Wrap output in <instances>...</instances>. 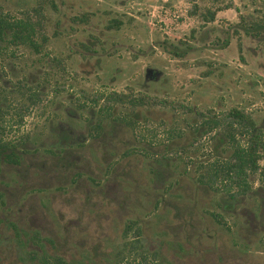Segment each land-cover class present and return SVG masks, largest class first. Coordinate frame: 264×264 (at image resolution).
<instances>
[{
  "label": "rangeland",
  "instance_id": "obj_1",
  "mask_svg": "<svg viewBox=\"0 0 264 264\" xmlns=\"http://www.w3.org/2000/svg\"><path fill=\"white\" fill-rule=\"evenodd\" d=\"M205 8L217 10L207 29ZM0 13L39 19L46 36L38 54L0 43V142L19 156L0 161V264H264L257 175L231 208L196 182L231 151L200 114L264 119V56L240 53L237 35L218 43L238 16L263 17L264 0H0ZM111 20L119 28L107 30ZM191 30L218 42L199 45ZM177 42L183 57L162 47ZM82 44L94 50L85 59ZM112 91L147 103L115 105L96 129L91 100ZM57 128L67 143H87L61 159Z\"/></svg>",
  "mask_w": 264,
  "mask_h": 264
},
{
  "label": "trees",
  "instance_id": "obj_2",
  "mask_svg": "<svg viewBox=\"0 0 264 264\" xmlns=\"http://www.w3.org/2000/svg\"><path fill=\"white\" fill-rule=\"evenodd\" d=\"M215 11L217 10L205 8L203 12L198 13L199 18L201 19L200 27H205L204 29H207L205 24L214 19ZM34 12L37 15L40 14V10L38 9L34 10ZM85 21L86 15H75L71 18V22L74 24ZM120 25V20H111L105 28L107 30L117 29ZM40 29L41 25L39 19L33 20L27 14L20 18H11L0 13V43H5L6 46L8 45L13 48L22 46L30 50L32 53L38 54L46 41V36L41 33ZM206 31L207 30H203V32L195 33L194 30H191L188 37L191 41L199 45H205V43L209 41L205 40ZM234 35L239 37L238 51L240 53L241 51L246 50L253 58H262L264 56V16L259 18L238 16V21L223 32L221 41L218 42V40L213 39L209 42L212 45L217 44L218 42L221 47L228 46ZM177 43L179 44V47L172 43L169 44V47L164 45L162 47L173 57L185 56L188 51L186 42ZM259 45L260 47H258ZM82 47V57L84 59L88 57V54L90 55L94 53V50L89 44H82ZM262 64L263 65L262 67L260 66L261 68L259 71L264 74V62H262ZM84 67L85 66H83L81 71L86 72ZM145 79L148 81L157 80L158 76L152 71L145 76ZM91 102L93 107L97 109L98 113V119L95 120L94 125L96 129L100 130L102 129L103 121L109 118L113 111H115V105H124L125 103H128L132 107H140L147 103L143 96L132 97L129 94L114 91L95 97ZM100 103L102 104L100 105ZM207 114V116L200 114L201 127L204 128L205 132H210L212 129L217 128L223 131L219 136L221 137L219 141L221 144H225L226 147L229 145L231 151L225 159H220L215 155L217 158L212 163H219V165L216 166L213 164L209 168H204L203 172L197 175L196 182L200 185V188L202 190L206 188L215 193L220 192L219 199L221 203L223 201V208H231V204L236 197L242 196L250 191L251 186L248 177L249 175L255 174L257 175V180L259 182V191L264 194V119L260 124H257L250 115L235 108H231L225 112L222 119L217 118L210 112H207ZM96 129L94 130L96 131ZM56 131L58 133L64 132L63 129L59 128H57ZM66 131L67 130H65V132ZM89 131H87L86 134ZM70 132L71 131L66 133L70 134ZM235 133H238V135L245 138L243 144L235 139ZM59 136V141L62 142L58 146V149H60L58 152L61 155V159H64L66 154L68 155V151L65 149H69L74 145L81 147V145L85 143L80 140L75 141L74 143H67L69 142L67 140L68 135L60 133ZM70 136L71 138L73 137V135ZM15 149V146H12L10 142H0V161L16 164L19 156L15 152ZM151 175L152 179H162V169H152ZM217 178L222 179L225 183L222 190H218L213 186V182ZM232 187H234L235 190H232ZM222 195L225 196L222 198ZM225 202H228V204H225ZM211 216L218 220L216 214L211 213ZM52 261L53 263L51 264H65L63 259L59 256L53 257Z\"/></svg>",
  "mask_w": 264,
  "mask_h": 264
}]
</instances>
